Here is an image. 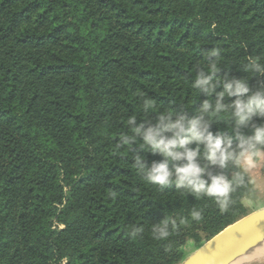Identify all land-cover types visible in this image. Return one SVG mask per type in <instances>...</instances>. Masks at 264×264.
<instances>
[{
	"label": "trees",
	"instance_id": "trees-1",
	"mask_svg": "<svg viewBox=\"0 0 264 264\" xmlns=\"http://www.w3.org/2000/svg\"><path fill=\"white\" fill-rule=\"evenodd\" d=\"M212 48L220 75L264 87L244 71L264 61V0H0V264H180L187 242L201 246L247 214L240 192L222 213L147 184L131 146L116 147L133 114L195 113L205 97L194 66L206 68ZM137 90L154 109L142 111ZM213 119L228 131L224 114ZM193 208L199 223L152 238L154 224ZM134 226L144 231L132 236Z\"/></svg>",
	"mask_w": 264,
	"mask_h": 264
},
{
	"label": "clouds",
	"instance_id": "clouds-1",
	"mask_svg": "<svg viewBox=\"0 0 264 264\" xmlns=\"http://www.w3.org/2000/svg\"><path fill=\"white\" fill-rule=\"evenodd\" d=\"M206 57V68L194 66L192 87L205 97L195 113L189 115L183 109L177 112L166 108L152 117L146 116L140 123L133 114L127 118L128 131L120 135L116 147L131 146L129 152L136 174L147 184L162 189L174 185L197 200L208 198L222 213L235 203L234 195L238 192L249 206H262L264 197L253 173L264 178V87L253 89L247 78L229 73L220 75L219 49L207 50ZM244 71L264 76V61L250 58ZM136 95L143 101V112L155 108V101L142 90H137ZM221 114L229 121L228 131L214 132L213 117ZM138 140L141 152L133 153L132 146ZM142 152H151L161 159L149 165ZM116 195L111 193L113 198ZM202 219L203 212L195 208L188 216L163 218L152 226V238L167 241L174 231L190 228ZM143 231L142 226H134L130 235L137 236Z\"/></svg>",
	"mask_w": 264,
	"mask_h": 264
},
{
	"label": "water",
	"instance_id": "water-1",
	"mask_svg": "<svg viewBox=\"0 0 264 264\" xmlns=\"http://www.w3.org/2000/svg\"><path fill=\"white\" fill-rule=\"evenodd\" d=\"M262 244L264 208L241 218L208 240L186 257L183 264H232Z\"/></svg>",
	"mask_w": 264,
	"mask_h": 264
},
{
	"label": "rangeland",
	"instance_id": "rangeland-1",
	"mask_svg": "<svg viewBox=\"0 0 264 264\" xmlns=\"http://www.w3.org/2000/svg\"><path fill=\"white\" fill-rule=\"evenodd\" d=\"M247 215H249L248 211H247V214L244 215V217ZM206 242H207V240H205L203 242V244H205ZM199 247L200 246H197L193 241L187 242L183 247V249L186 253V257L193 254ZM236 264H264V244L260 245L259 247L255 248L254 250H252L251 252L246 254Z\"/></svg>",
	"mask_w": 264,
	"mask_h": 264
},
{
	"label": "crops",
	"instance_id": "crops-1",
	"mask_svg": "<svg viewBox=\"0 0 264 264\" xmlns=\"http://www.w3.org/2000/svg\"><path fill=\"white\" fill-rule=\"evenodd\" d=\"M253 176H254V179L256 181L257 188L260 190L262 197H264V178L260 177L258 173H253ZM244 204H245V206H246V208L250 214V213L259 211V210L264 208V199H262V201H261L262 206L255 207V208L249 206L246 199L244 200Z\"/></svg>",
	"mask_w": 264,
	"mask_h": 264
},
{
	"label": "bare ground",
	"instance_id": "bare-ground-1",
	"mask_svg": "<svg viewBox=\"0 0 264 264\" xmlns=\"http://www.w3.org/2000/svg\"><path fill=\"white\" fill-rule=\"evenodd\" d=\"M262 249V248H261ZM244 256H242L241 258H239L238 260H236L234 263L232 264H236L238 261H240Z\"/></svg>",
	"mask_w": 264,
	"mask_h": 264
}]
</instances>
